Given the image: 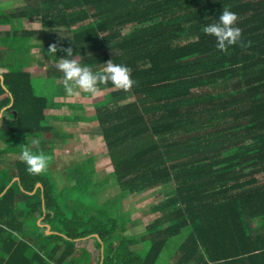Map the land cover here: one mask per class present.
Returning <instances> with one entry per match:
<instances>
[{"label":"trees","instance_id":"obj_1","mask_svg":"<svg viewBox=\"0 0 264 264\" xmlns=\"http://www.w3.org/2000/svg\"><path fill=\"white\" fill-rule=\"evenodd\" d=\"M26 1L9 13L0 8V68L7 70L0 158L54 132L48 100L34 94L32 61L55 72L56 82L62 73L47 65L48 54L94 72L112 60L131 69L135 85L128 92L100 85L90 132L103 138L121 189L160 185L168 202L143 234L126 236L135 215L120 201L116 215L99 205L98 184L83 167L68 175L74 185L56 192L48 168L33 175L24 163L0 166V264H264V0ZM225 7L241 29L227 53L202 31ZM32 18L42 30L23 29ZM64 29L70 35L58 36ZM36 35L45 62L30 58Z\"/></svg>","mask_w":264,"mask_h":264},{"label":"rangeland","instance_id":"obj_2","mask_svg":"<svg viewBox=\"0 0 264 264\" xmlns=\"http://www.w3.org/2000/svg\"><path fill=\"white\" fill-rule=\"evenodd\" d=\"M8 8L12 9L13 7ZM9 10V9H8ZM76 9L75 7L71 9L69 12H75ZM38 23V25H37ZM40 24H42L39 19L34 20V23L29 25L30 28H36L39 29L41 28ZM61 32H56L58 36H63L67 37L70 35L71 30L70 29H64V30H59ZM42 36V35H40ZM38 37H36L35 40H37ZM41 38V37H40ZM37 45L35 46V48ZM43 46L39 50L40 53H42ZM30 53V52H29ZM34 56H37L34 54ZM48 63L54 64L56 63L54 60H51L48 58ZM7 63V60L5 59V62ZM6 68H4V72H6ZM30 72L32 74V84H33V90L34 94L39 97H44L48 100L49 103V111L50 115L49 117L51 118V121L49 120L48 122L53 123L54 121H65L61 120L60 114L58 112L60 108V100L62 96V87L58 84L55 83V78H56V73L52 72L51 74L46 73V68L42 66H37L33 65L32 68H30ZM1 73H3L1 71ZM53 75V76H52ZM60 84H63V81L59 82ZM99 95H103V92H101ZM98 96V95H97ZM90 97V96H88ZM75 99H70V101H73ZM85 100V99H84ZM95 117L89 118L88 120L93 121ZM97 126V123L95 124ZM53 126V125H52ZM5 127V125L0 121V128L2 129ZM55 134V135H54ZM89 136L90 133L88 132ZM46 137V139H44ZM58 136H56V133H50L47 134L46 136H42L41 144L42 142H46V145L42 146L40 149L50 156V161L49 164L52 163L55 160L56 153L54 152V149L56 146L64 145L65 143L63 142V139L58 140ZM93 146L94 149H91L87 152H85L86 155L89 157L93 158V172L91 173L92 179L96 182H100V187L98 189V202L101 204H108L109 207L111 208V211L113 212L114 215H116L117 211L119 210L117 206V202L120 201L122 203V207L124 210H129L132 214L137 215V213L141 210H146V209H152L153 212H150L148 215L145 217L139 218V219H130L128 222H126V228L127 232L125 233L126 236H137L141 235L145 232V229L148 225L151 223L155 222L156 219L160 216V211L163 209L162 206L166 203L168 199H164V194L168 191L164 190V188L160 185L152 187V188H147L145 191H142L141 193H134L130 192L127 189H121L119 184L116 181V177L113 174V167L111 165V161L109 158L108 151L105 146V142L101 136L98 137H93ZM75 140H68L66 144V147L69 146L71 143H75ZM78 141V139H77ZM1 159V158H0ZM2 161V163H1ZM0 161V166L3 164L4 160L1 159ZM88 162V161H87ZM78 165V163H75L73 166V169L69 171H73L75 166ZM59 166V165H58ZM84 170L88 173L89 167L86 164L81 165ZM49 167V165H48ZM61 167V166H60ZM66 167L65 164H62V168ZM62 170V169H61ZM68 170H62L59 173L58 179L59 181H66L67 175L69 173ZM74 172V171H73ZM73 172H70L73 173ZM95 183V182H94ZM56 185V184H55ZM69 185L66 187L68 188ZM58 188H56L57 191ZM62 192V190H60ZM59 230L64 231L63 227H58ZM188 231L182 232V234L176 238L171 239V241L168 243L166 250L162 254V261H168L166 258L169 254H173L175 250L179 247V245L184 241V239L187 236ZM82 263L86 264L84 261Z\"/></svg>","mask_w":264,"mask_h":264},{"label":"crops","instance_id":"obj_3","mask_svg":"<svg viewBox=\"0 0 264 264\" xmlns=\"http://www.w3.org/2000/svg\"><path fill=\"white\" fill-rule=\"evenodd\" d=\"M26 4H27L26 0H0V8L3 11H5L6 13H9L11 10L10 8H8V6L13 7L12 9H19L21 7H24ZM35 19L36 18H32L30 21L24 22L23 23V29L26 31H40V30H42L43 29L42 24H40L41 28H39V29L29 27V25L34 23ZM37 21H38V19H37ZM37 25H38V23H37ZM36 37H38L37 40H35ZM31 43L33 44V47L29 53L30 58H32L33 60H34V58L36 60L40 59V60H43L45 62V59H46L45 56L46 55L44 52V40H43L42 36L36 35V36L32 37ZM36 45H37V47L35 48ZM42 46H43V50H42V53H40L39 50L42 48ZM34 54H36L37 56H34ZM48 55H49L51 60H54V58H52L51 54H48ZM47 61L48 60H46L47 65H53V64L48 63ZM33 62L34 61H32L30 63L31 67L33 65H36V64H32ZM54 64H56V63H54ZM1 71L4 72V68H0V78H2ZM60 81H63V80L58 78V80L55 83L60 85L63 88V84L59 83ZM104 93L105 92H103V94ZM88 96H89L88 94L82 93L80 97L71 98V99H75V100L70 101V99L65 96L63 89H62V96L60 97L61 98V100H60L61 104H60V108H59L58 112L61 115L60 116L61 120L64 119L65 121H54L52 123V125H53L54 133H56V136H58L60 139H63L65 146L62 144L60 145V148H58L59 146H56V148L54 149V152H57L56 153L57 155L55 157V160L52 163H50L49 167H48V169L52 173L53 178L55 179V184H56L55 187L58 188L56 192H60V190L65 189L68 185L72 186L75 184L74 181H70V180H68V178L64 182L59 181V179H58V176L60 174L59 172L62 171L63 169L69 171L70 169L71 170L73 169V166L75 165V163H78V165H76V166H81V165L87 163V165L89 167L88 173L91 176V173H92L91 170L94 168L93 158H91L85 154V152H87L91 149H94L93 139H91L92 136L94 137V135H92L90 132L91 131L90 128L93 126L94 122H91L88 119L92 118L95 115L93 102H94L96 97H99L101 95H98L95 97H92V96L88 97ZM2 115H3V113L0 114V121L3 123L2 118H1ZM0 130L7 131V128L5 126L2 129L0 128ZM88 132H90V136H89ZM1 138L2 137H0V151H2V149H4L5 146H7L1 140ZM41 138L42 137H40V139ZM59 138H58V140H60ZM44 139H46V137H44ZM72 139L73 140L76 139L75 143H71L69 146L66 147V144L68 143L67 141L68 140L71 141ZM77 139H78V141H77ZM42 143L43 144H40V148L42 146L46 145V142H42ZM8 149H10V148H8ZM11 149L9 152H7L6 154H3L1 156V159L4 160V162L1 166H2V168H8L9 167L11 169V171H13L14 165H17V163L21 164L23 162L19 157L20 148L13 147ZM1 159H0V161H1ZM1 163H2V161H1ZM62 164L63 165L65 164L66 167L62 168ZM73 171H69L68 175L70 174V172H73ZM68 175L66 177H68ZM258 179L263 180L264 179V173L259 175ZM18 181H19V178L16 177L12 180L11 184L13 182H18ZM96 184H98V189H99L100 182H96ZM93 185L95 186V183H93ZM40 186L41 185L38 184L36 186L35 191L32 194H34L36 192V190L38 188H40ZM98 189H97V195H98ZM97 201H98V197H97ZM98 204L101 205V203H99V202H98ZM132 215H134V214H132ZM139 218H142V217H138L135 215L132 220L139 219ZM42 220H44V217L39 220V224L41 223ZM41 227L44 228L45 235H50L53 233V232H51V227L49 225L42 224Z\"/></svg>","mask_w":264,"mask_h":264},{"label":"clouds","instance_id":"obj_4","mask_svg":"<svg viewBox=\"0 0 264 264\" xmlns=\"http://www.w3.org/2000/svg\"><path fill=\"white\" fill-rule=\"evenodd\" d=\"M237 20V14L225 7L219 19L207 23L202 31L205 35L215 38V46L219 51L227 53L228 49L236 45L241 38V29L236 26ZM49 51L54 55L56 47L51 46ZM66 55L72 57L71 48L66 50ZM56 60V68L62 73L63 92L69 99L80 97L82 93L95 97L102 91L100 85L106 83H111L115 89L125 92L130 91L135 85V81L131 78V69L124 64L113 63L112 60L106 62L101 71L96 72L86 65H81L77 59L56 58ZM40 144L41 140L38 136L27 138L26 144L19 152L27 172L33 175L45 172L50 161V156L40 149Z\"/></svg>","mask_w":264,"mask_h":264}]
</instances>
